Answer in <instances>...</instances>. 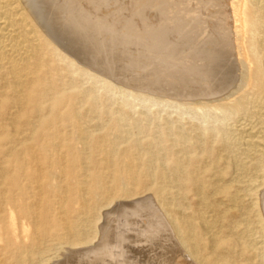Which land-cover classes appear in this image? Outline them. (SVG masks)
I'll return each instance as SVG.
<instances>
[{"label": "bare ground", "instance_id": "bare-ground-1", "mask_svg": "<svg viewBox=\"0 0 264 264\" xmlns=\"http://www.w3.org/2000/svg\"><path fill=\"white\" fill-rule=\"evenodd\" d=\"M70 2L71 0L66 3H61V0H0V118L10 116L0 128L16 129V134L12 137L3 133L0 135V142L4 140L14 145L13 160L5 161L0 165V173L4 174L14 169L15 177L10 186L14 194L19 193V199L11 197L10 202L16 200L28 205L27 202L31 201L25 216L35 217L36 206L41 204L43 195L46 201H51L58 193L64 194L68 191L73 196L71 205L79 206L78 209L74 207L71 210L73 218H78L79 211L87 204L90 212L94 213L103 207L102 219L98 226V237L92 238L83 222L77 220L74 224L64 225L62 220H57L55 225L63 226L61 230L63 239L52 241L56 243L54 247L60 246L59 248L64 250L63 254L56 258L50 257L47 255V248L41 249L42 245L39 241V250L36 248L32 253H25L24 256L19 254V264H25L26 260L38 264H66V260L70 258L69 254H73L74 258L76 255L85 256L84 258L90 255L95 257L93 254L98 255L106 245L103 240L106 226L103 220L121 210L127 203L148 202L153 204L151 206L161 222L184 252L183 256L188 258L187 261L185 258H180V263L264 264V0H226L227 6L222 5V8L230 13L220 15L225 23L221 20L222 23L220 24L219 21V25H210L211 35L208 32L209 35L206 37L210 36L208 40L211 41L214 50L198 53L202 57L209 58V63L205 59L207 60L205 64L209 67L208 77L212 76L210 77L212 80L208 78L211 82L203 84V86L207 85L203 89L205 92L203 94L211 99H207L206 102L178 103L177 106L193 114L199 111L198 113L203 117L213 118V122H207L206 127L193 125L194 136L187 135L182 125L174 127L178 137L172 148L173 152L171 150L174 163L171 167L161 166L160 182L154 191V197L152 193L134 196V192L127 185L128 181L136 177V167L132 164V155L129 151L124 150L125 163L116 162L115 158L119 153L116 142L109 137L107 139V136L96 138L95 134L88 130L94 123V117L100 115L101 111L98 107L100 97L91 94L92 89L83 90L78 83L82 81H90L94 85L102 83L107 90L116 92L123 100L132 98L141 101L147 99V96L128 93L122 88L119 90L113 85L115 81L111 84L110 81L99 80L100 75L97 77L92 71L79 64L85 62L72 45L76 46L77 41H80L79 36L82 39L86 32L85 29L82 30L83 26L79 25L78 14L68 5ZM69 10L71 13H68ZM209 18L207 20L211 19ZM94 21L99 22L98 19ZM229 22L233 25L230 26ZM202 24V26L206 25ZM199 30L200 27L195 32ZM229 38L234 39L237 59L236 56L233 58L236 66L227 69L226 66L222 68L218 63L219 60L226 59L225 52L228 51L225 41ZM198 41L200 42L199 39ZM231 42L230 45H233V41ZM228 50L230 51V48ZM164 57L163 54L161 58ZM185 61L187 64V60ZM192 64L195 65L193 62ZM217 64L219 68L215 67ZM235 64L233 62V65ZM184 68L187 69L186 65ZM196 75L198 76V73ZM183 78H185L184 74ZM112 119L116 131L121 134L126 133L128 124L124 114L114 112ZM226 120H233L234 123L227 125L224 123ZM20 124L27 129V132L17 130ZM58 128L66 130L61 132ZM89 140H95L97 151L103 154L102 164L91 154V149L88 148ZM34 143L39 146L43 161L54 159L51 166L58 171L55 177L53 176L58 181L56 185L51 183L53 174L49 167L45 172L43 167L35 162V158L21 157L23 151H19L18 147L28 146L27 149H33ZM150 146L157 148L155 153L144 158L147 162L144 169L147 172L151 168L149 164L162 160L167 149L159 141L150 142ZM196 149H202V154L193 156L196 154ZM186 161L187 166L184 164ZM87 163L94 165L92 173L86 171ZM103 169L113 172L116 189L120 195L118 200L110 203L107 194L111 188L104 184ZM81 172L80 176L78 173ZM68 174L71 176L69 180L71 184L67 181V185L65 177ZM77 177L81 179L78 180ZM1 178L0 185H4V177ZM26 181L30 184L25 183ZM31 183L37 184V188L41 191L39 194ZM179 185L185 187L184 191L178 189ZM0 201L4 203L7 201L4 191L0 192ZM67 201L65 200L63 204H67ZM187 202L188 204H185ZM186 205L188 207H185ZM75 259H72L73 261L70 259L71 263H74Z\"/></svg>", "mask_w": 264, "mask_h": 264}, {"label": "rangeland", "instance_id": "rangeland-1", "mask_svg": "<svg viewBox=\"0 0 264 264\" xmlns=\"http://www.w3.org/2000/svg\"><path fill=\"white\" fill-rule=\"evenodd\" d=\"M68 1L69 0H61V3H66ZM222 1L226 4H223ZM225 1L226 0H71V2L68 3L71 10H74L76 14H78L77 18L80 21L79 25L80 27L83 26L82 30L85 29L84 31L86 32V35L83 36L82 39L80 38L81 36H79L80 41H77L78 44L76 46L72 45V48L76 50V53H78L83 58L82 60L86 63V65L81 62L79 64L83 68L92 71L96 76L100 75V77L97 76L99 77V80H106L104 82L110 81L109 83L111 84L115 81L113 85L117 89L122 88L126 89L123 91L128 93L134 92L133 94H137L138 96H141V94L144 97L147 96V99L144 98V100L141 101L134 100L132 98L130 100H123V98H120L119 94L116 92H110L107 90L105 85L102 83H97L96 85L90 81H82L81 83H78L83 90L92 89L91 94H96L100 97L98 102V107L101 111L100 115L94 117V123L91 127H87L88 130L93 132L96 138H105L107 136V139L109 137L112 141L116 142L115 144H117L119 148V153L115 158L116 162L125 163L124 150L129 151L132 155L131 160L133 161L132 164L136 167V177L134 180L128 181L127 185L131 188L132 192H134V196H142L145 193H152L154 197V191L160 182L159 170L161 166L168 165V167H171L173 165L174 162L171 150L174 148L175 140L178 138L174 127L182 125L183 128L186 129L185 131L187 132V135L192 134L191 136H194V133L192 132L193 125L206 127L209 122H213V118L203 117L199 114V111V113L197 112L196 114L187 112L186 109H180L177 104L200 101L206 102L207 99H211L206 97V95H204L205 92H203V89L207 86H203V84L211 82L208 78L211 79L210 77H212H208L209 67L205 64L209 58L200 56L198 52L205 50L208 51L210 49L214 50V46L211 44V41L208 40L210 39V36L206 37V35H209L212 31L210 27L211 24L219 25V23H225L222 17H220V15L222 16L223 14L229 12L224 7L222 8V5L227 6V2ZM218 2L220 4H218ZM214 10L216 11V17ZM68 13H71V11L69 10ZM71 15H73V13ZM208 17L211 19L209 18L210 20H207ZM95 19H98L99 22H95ZM202 23L206 25L202 26ZM228 24H230V26L233 25L232 22H229ZM199 27L200 30L195 32V30H198ZM196 34L197 37L200 38H197ZM201 38L205 40V44ZM230 40L234 43V39L232 38L226 39L225 41L227 42L226 51H228L225 52L226 55L224 53L226 59H221L218 63L219 66L222 68L226 66L225 68L227 69L235 67V59L233 58L236 56L237 59L235 43L230 45ZM191 41L193 44H191ZM193 45L197 47L195 48ZM206 46L207 48H205ZM156 48L157 50H155ZM229 48L230 51L228 50ZM175 53H177L176 57ZM126 54L129 55L127 56ZM136 54L138 56L140 55V57L138 58ZM148 54L150 56H148ZM163 54L166 60L161 58ZM170 57L173 59H170ZM140 60H142V62ZM185 60H187V64ZM192 62L195 63V65L192 64ZM233 62L235 65H233ZM182 63L186 65L187 69L184 68L185 65H179ZM207 63H209V60ZM218 64L215 67L219 68ZM196 65L198 66L197 68ZM167 66H169L168 68L171 67L170 70L172 69L173 71L167 70ZM178 66L180 67L179 69ZM157 69L160 70V72ZM183 70H186L185 73ZM171 72L174 74H170ZM197 73L198 76L196 75ZM183 74L186 79L183 78ZM158 75L159 77H157ZM190 75L194 76L191 77ZM199 75L201 77H199ZM162 76L163 79H161ZM193 77H196L198 80ZM157 79L162 81L159 82ZM189 79L192 81H189ZM163 80L166 81L164 82ZM181 80L185 83H182ZM186 80L191 84L186 82ZM142 81H144V83ZM167 81H169L170 85L167 84ZM193 81L196 82L193 83ZM180 84H182L181 87ZM172 85L178 86L174 88ZM173 88L174 90L171 91ZM198 88L202 89V91H199ZM175 89L177 90L175 91ZM114 112H121L124 114L126 123L128 124L126 133L121 134L114 128L115 122L112 119ZM210 114L212 115V113ZM9 115H11V113H9ZM1 117L0 125H3L5 119L10 116ZM224 123L231 125L234 122L233 120H226ZM2 129L0 128V135L3 133L6 136L12 137L16 134V129L13 127L4 130ZM17 130L27 132V129L24 128L22 124L19 125V129ZM65 130L59 129L61 132H64ZM94 141L95 140H89L88 148L91 149V154L94 155V158L96 157L101 162L104 156L102 153L97 151ZM152 141L162 142L163 146L167 149L162 160L157 163L151 162L149 164L151 168L149 172H147L144 169V166L147 164L144 158L146 155H152L155 153L157 148L150 146V142ZM211 144L215 145L214 143ZM26 147L28 146L18 147L19 151H23L21 153V157L24 159L35 158V162H38V164L43 167L44 171L47 167H49L53 174L51 183L56 185L58 181H56L54 177L58 171L51 166L54 159H49L46 162L43 161V159H41V151H39L40 148L37 143H34L33 149H27ZM13 148V144H8L4 140L0 142V165H2L5 161L13 160ZM204 149L206 148L204 147ZM202 151V149H196V154L193 156H199L202 154ZM184 164L187 166V161ZM85 167H87L86 171L91 173L93 172L94 165L92 163H87ZM45 172H47V170ZM102 173L105 176L104 184L110 186L111 188L108 191L109 194H107V197L110 200L109 203L118 200L120 195L116 189L113 172L103 169ZM78 174L81 176L82 172ZM1 177H4L3 181L5 184L0 185V192L4 191L6 193L7 201L5 203L0 201V264H19V254L24 256L25 253H32V251L36 248L39 250V241H41V249L44 248L45 250V248H47V255L54 258L61 256L64 250L59 248L60 246L54 247V244L56 243L52 241L54 239H63V232L61 231L63 226L55 225L57 220H62L64 225L67 223L74 224L77 220L83 222V224L88 228V233L91 238L93 236L98 237L97 232L102 219L103 207H101L97 213H94L90 212V208H88L87 204H85L86 207L79 211L78 218H73L71 210H73L74 207L78 209L79 206L71 205L70 201L73 196L71 193L66 191L64 194L58 193L56 197L51 199V201H46V197L43 195L41 204L36 206L35 217H28L25 216V213L27 212V207L31 201L27 202L28 205L16 201L19 199V193L14 194V191L12 190L13 188L10 186L12 179L15 177L14 169H10L9 172L4 174L0 173V181H2ZM77 178L78 180L81 179V177ZM65 179L66 183L68 181V183L71 184V182H69V180H71V176L69 174L65 177ZM89 182H91V179H89ZM25 183L28 182L26 181ZM186 184H188V182H186ZM31 185L38 194L41 192L40 189L37 188L36 183H31ZM178 189L182 192L185 187L179 185ZM11 197H14L16 200H14V202H10ZM65 200H68L67 204H63ZM185 204H188V202ZM151 205L153 206L151 202L145 204L127 203L121 210H118L115 214L106 217L103 220V223L106 225L103 234V240H105L106 245L104 246V249L102 248L98 252L99 256L97 254V256L93 254L95 257H92V255L86 256V258H84L85 256H80L82 258L81 260V258L77 255L75 259L73 254H69L68 257L70 258L67 257L68 259L66 260V264H182L180 261L183 258L187 261L188 258L183 256L184 252L180 249V246L176 243V241L174 242L175 239L172 237L163 222H161L160 217ZM90 206L92 205L90 204ZM185 207H188V205ZM106 248L108 250H106ZM102 251L104 253L106 252V254ZM177 256L180 257L178 258ZM174 257L175 261H173ZM70 259H75L74 263H71L73 260L70 261ZM77 260L79 262H76ZM25 264L38 263H31L26 260Z\"/></svg>", "mask_w": 264, "mask_h": 264}]
</instances>
